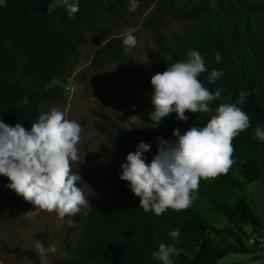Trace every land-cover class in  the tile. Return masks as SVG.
<instances>
[{
    "label": "trees",
    "instance_id": "16d2710c",
    "mask_svg": "<svg viewBox=\"0 0 264 264\" xmlns=\"http://www.w3.org/2000/svg\"><path fill=\"white\" fill-rule=\"evenodd\" d=\"M54 0H7L0 7V119L14 126L20 123L30 129L43 107L64 97L54 81L66 79L71 66L81 58V48L87 45L86 32L99 30L104 44L93 54L90 65L102 69L125 59L122 36L109 37L113 22L120 18L133 27L124 12L128 0H79V12L69 18L63 6L48 13ZM140 10L152 11L142 23V29L153 34L155 49L168 59L158 60L153 48L147 49V62L130 66L137 74L125 77L104 98L115 107L136 97L142 87L141 75L152 70L163 72L168 65L187 59V52L198 51L205 60L207 72L199 77L210 91L222 89L224 100L210 105L213 109L222 102H235L240 92L247 93L239 105L251 119V127L233 141L235 163L226 174L212 180H202L196 199L186 210L168 209L160 216L139 207L128 182L119 176L122 168L102 174L110 191L89 196L90 209L72 217L69 234L82 224V234L69 251L67 259L45 263L34 249L16 250V261L29 259L32 264H161L151 253L159 243L173 244L183 251L172 257L173 264H220L230 255H253L264 250V222L250 204L247 187L264 180V142L254 137L257 125L264 127V0H218L212 7L206 0H138ZM188 23L180 34L171 38L162 32L168 20ZM106 27V28H102ZM137 42L138 32L133 33ZM222 57L216 62L215 54ZM224 75L209 83L212 70ZM134 82L126 91L121 88ZM27 97L28 105L22 106ZM150 104L142 125L129 129L120 126L103 112L92 110L97 118L95 129L107 138L109 148L88 151L91 157L107 158L113 149L125 157L134 152L140 142L151 145L144 155L151 162L157 154L158 138L175 141L173 131L181 134L191 126H204L211 114L186 112L188 120L179 121L176 114L164 118L153 128ZM79 187L93 186L96 178L82 170ZM9 180L0 176V185L8 190ZM21 197L10 202L16 206ZM198 200L210 203L215 213L228 224L217 226L198 207ZM87 213V214H85ZM8 214L0 216L2 223ZM68 224V223H67ZM180 229L178 241L168 233ZM46 234L36 236L44 239ZM45 241V240H44Z\"/></svg>",
    "mask_w": 264,
    "mask_h": 264
},
{
    "label": "clouds",
    "instance_id": "9594fccd",
    "mask_svg": "<svg viewBox=\"0 0 264 264\" xmlns=\"http://www.w3.org/2000/svg\"><path fill=\"white\" fill-rule=\"evenodd\" d=\"M6 4L7 0H0V7ZM59 6L66 9L71 19L79 12V0H54L49 3L48 13ZM137 7V0H131L128 10L135 11ZM135 31L129 27L121 37L126 52L137 44ZM221 59L216 53V62ZM207 71L204 57L190 50L187 59L174 62L151 77L153 111L149 118L154 122L153 128L173 113L182 122L188 120L186 112L211 115L204 126H191L183 134L175 129V141L158 138L157 154L151 162H146L144 155L151 148L148 143L140 142L134 152L127 154L119 178L128 182L145 212L160 216L168 209L189 208L202 180H212L229 171L235 163L233 141L251 127L249 115L239 107L247 93L240 92L234 103L222 102L215 109L210 106L224 97L222 89L210 91L200 81V75ZM223 75L220 70H212L209 83ZM28 103L25 97L22 106ZM82 132L80 123L69 119L66 110L56 107L41 113L30 129L20 123L11 126L0 119V176L7 177V187L34 207L35 211L24 214L26 218L47 212L64 221L88 207L89 201L78 186L81 176L72 170V164L80 160ZM254 137L264 142V127L257 125ZM67 223L72 226L74 221L68 219ZM168 235L178 241L180 229L171 230ZM35 250L43 256L54 253L56 248L45 249L37 241ZM182 251L175 243L161 242L151 256L161 264H173L172 257Z\"/></svg>",
    "mask_w": 264,
    "mask_h": 264
},
{
    "label": "rangeland",
    "instance_id": "374dc122",
    "mask_svg": "<svg viewBox=\"0 0 264 264\" xmlns=\"http://www.w3.org/2000/svg\"><path fill=\"white\" fill-rule=\"evenodd\" d=\"M199 0H193L196 2ZM210 6L216 7L218 0H206ZM138 2V0H137ZM131 0H128V7L124 16L128 22L139 33L140 38L134 48L128 50L126 57L119 63H113L102 69H94L90 65L91 58L104 41L99 30L86 32L87 45L81 48V58L71 66L69 76L66 79L54 81L51 86L59 87L64 92V97L57 102L48 103L43 107L47 112L53 107L67 111V117L81 124L83 128L82 139L79 143L80 160L72 164V170H82L86 174L94 175L96 178L93 186H86L83 189L85 197L89 201L92 194H104L110 191L107 182L102 174H110L126 163L124 155L113 149L109 157H91L88 151L97 152L108 149L109 143L106 137L102 136L95 129L97 118L92 110L103 112L113 118L120 126L129 129L132 124L142 125V118L151 104V77L156 73L152 70L141 75L142 87L137 91L136 97L129 99L120 106H114L104 96L110 91L115 96V85L119 80L137 74L130 69L135 63L144 64L147 62V49L153 48L158 60H166L168 57L155 49L153 34L142 29V23L152 11L140 10L129 11ZM188 23H179L169 19L162 32L169 36L172 41V33L180 34ZM114 31L109 37L122 36L128 28L126 23L118 18L113 22ZM106 28V27H102ZM67 83V85H65ZM134 82H130L121 88L126 91ZM69 86V89L66 87ZM247 197L250 204L258 212L264 222V180L251 184L247 187ZM17 195L13 190H8L0 185V216L8 214V217L0 223V264H32L29 259L16 261V250H35V243L41 242L45 249L55 247L56 251L40 255L45 263H51L59 259H67L69 251L76 245L82 234V224H78L69 234L66 218L61 221L55 213L41 212L34 218H26L24 215L29 211H35L34 207L23 200L13 206L10 200ZM200 211L217 226L228 224L227 220L218 216L213 206L207 201L198 200ZM82 208V211H88ZM46 234L44 239L37 240L36 236ZM45 240V241H44ZM220 264H264V250L253 255H230Z\"/></svg>",
    "mask_w": 264,
    "mask_h": 264
},
{
    "label": "built area",
    "instance_id": "2783aa9c",
    "mask_svg": "<svg viewBox=\"0 0 264 264\" xmlns=\"http://www.w3.org/2000/svg\"><path fill=\"white\" fill-rule=\"evenodd\" d=\"M65 85H67V83ZM66 89H69V86H67Z\"/></svg>",
    "mask_w": 264,
    "mask_h": 264
}]
</instances>
